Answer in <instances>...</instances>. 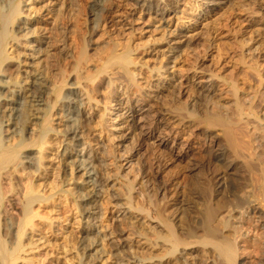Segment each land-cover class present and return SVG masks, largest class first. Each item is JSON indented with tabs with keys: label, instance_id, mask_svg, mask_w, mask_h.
Returning <instances> with one entry per match:
<instances>
[{
	"label": "rangeland",
	"instance_id": "374dc122",
	"mask_svg": "<svg viewBox=\"0 0 264 264\" xmlns=\"http://www.w3.org/2000/svg\"><path fill=\"white\" fill-rule=\"evenodd\" d=\"M11 1L0 0V16L7 14L13 5H17L20 10L18 17L11 24L3 23L0 20V40L1 43L3 42L4 50L8 55V59L0 67V81L5 83V86L2 85L4 83L0 84V97L2 98L1 95H3L8 100L4 113H8L6 110L14 106L11 104L16 101L26 105L25 93L30 86L32 76L34 78L39 75L38 77H42V89L43 95H45V110H43L45 117L36 122L38 123L37 127L36 124H30V119L24 126L35 127L37 131L43 133L47 131L48 134L45 135L44 148L41 147L42 145L37 146L33 143H25L26 145L24 144L23 147L19 145L15 149L16 154L12 158L13 160L11 158L7 160L3 152L7 148L15 146L19 137H10L6 144L3 139L9 132L4 131L5 135L2 134L4 138L0 134V159L1 161L7 160L3 164L4 168L0 171L3 174L1 186L5 193L0 207V256L5 252V249H11L10 247L16 242L18 230L16 227H18V218H20L17 214L24 203V193L27 192L26 186L29 181L34 182V186L38 185L37 191H35L37 195L50 196L55 205L49 202L50 210L47 208L42 210L43 203L33 204V210L40 214L51 211V206H54V211L50 212V214L52 213V221L51 224L45 222L39 226V221L35 219L33 225L37 224L39 228L37 225L36 228H34L35 226L32 227L34 229L27 227L25 237L28 239L25 238L26 241L24 242L25 253L19 254V257L21 255L20 261L18 260L16 264H130L134 260L130 259L133 255L130 254L129 248L135 241L144 240L152 243L153 230L151 232V228L153 229L154 224L158 223L155 212L153 213L155 209L152 202L155 196L159 200V204L161 200V204H158L159 209L164 211L165 209H173L174 206L171 205L175 200L183 199V197L187 200L186 197L190 195L189 201L187 200V205L190 206L191 210H188L190 214L186 213L183 222L180 221L184 224L178 223L179 228L178 224L175 225L177 226L175 228L178 231L180 229L185 231L191 230L189 228L193 226L195 229L192 228V230H195L197 236L201 237L204 235L203 220L201 222V219H204L205 214V206L201 203L202 198L208 196L205 191L200 193V190H203L201 184L204 185V190L210 189L214 187L217 180L224 178L225 182L232 184L238 197L245 195L248 190L242 188L248 183L250 176L245 174L247 172L243 168L242 158L231 156L217 129L199 125L190 133L187 130L189 129L187 125L193 120L192 113L193 115L202 114L209 109L208 102L211 98L216 97L215 100L219 98L221 103L224 102L223 104H225L231 95L230 91H236L238 95L244 97L245 101L250 99L244 104L242 102L245 111L250 109L248 113L250 116L244 111L245 114H242L241 120L238 119L243 121L239 123L240 128L244 130L247 127V131L244 130L247 135H252L251 131H254L253 129L258 125L264 129V100L257 93L259 91L264 92V0H158L160 3L154 0L158 5L157 12H154L155 9L150 12L146 11L142 5L145 0H103L100 9L105 13V8L110 6L111 14H107L109 18L106 21L103 20L104 22H100V20L97 22L95 19L97 26L96 24L93 26L94 21L86 22L87 26L89 24L90 28L92 26L94 28V31L91 30L92 28H87L84 37V41L85 39L86 41L83 46L87 55L84 53L86 58L83 61L86 62L84 61L83 64L82 61L81 66L79 64L75 67L77 70L74 68L72 72L64 76L65 82L61 86L58 96L55 94V90L59 87V81L55 78V71H53L55 70V58L53 56H55V52L57 54L58 51H61L59 54L66 58L69 49L63 47L62 50L59 43L54 42L52 32L56 26L55 11L59 9L61 2L66 0ZM93 1L86 0L85 4L88 10L91 9ZM63 7L65 17L68 13L72 14L76 9L75 6ZM165 7L170 9L161 13ZM99 17L100 15H98V19L102 20ZM16 25L20 26L18 33L16 32ZM5 32L10 33L4 37ZM7 41L9 43H6ZM109 43H113L119 51L122 43H129L134 48L140 49L143 58L141 61L145 63L142 66L144 72L150 71V69H159V72L152 71L147 77L148 88L152 86L148 90L152 102L149 110L151 109L150 114L152 115H146L148 107L140 104L141 106L139 105L137 108L138 111L135 110L132 118H128L125 114L126 102L124 103V101L135 102L136 96L121 97L116 101L115 95H120L121 91L118 90L119 93L113 91V93L111 92L112 96H110V88L105 78L97 87V91H91L93 85L97 84L96 81H99L95 78V68H97L95 61L98 60L97 63L99 64L98 56H102V54L99 55L98 50L103 48L102 51H104V47L105 50L108 49L107 44ZM248 73L250 76L252 75V78L249 77ZM230 76L232 80H230ZM248 78L253 79V81L248 80ZM137 79L142 80V76L137 77ZM71 83H73L71 87L76 88L84 103V117L86 116L88 122L90 121V124L87 122V125L89 124V127L87 126V132L89 131L87 138H84L85 129L81 128V125L78 126L79 128L76 127L79 137L77 140L69 139V130L66 128L68 123L62 117V111L67 105L66 102H62V99L66 101L65 97L71 98L72 94H69L72 92ZM6 86L8 88H5ZM25 88L27 90H24ZM245 89H249L246 91L247 93H244ZM250 90L253 91H251L252 94ZM255 91L256 93H254ZM47 92H49L48 95ZM93 94L92 99L88 98V95ZM231 98L230 101L234 99L235 102L236 98ZM254 106L262 109H257ZM171 107L175 110L173 111ZM175 111L177 114H184L185 117L182 122L172 121L170 116H177L176 113H173ZM151 117L155 118L152 119ZM185 118L187 119L185 120ZM148 128L155 131V137L152 140L145 137ZM1 129L7 130L5 127ZM163 129L164 131L167 130V134H170L162 133ZM262 129L257 127V140L252 141L254 144L259 141L258 145H254L257 148L255 149L250 142L249 147L252 150L249 153L245 151L243 157H250L247 155H251V152L256 155L262 152L261 155L264 157V139L260 134ZM260 135L261 138H259ZM13 137L18 138V141H16L17 139L12 140ZM260 146L263 147L260 148ZM64 148L69 150L70 157L62 154ZM211 148L213 150H210ZM221 149L224 151L223 159L214 162L211 159L212 153L215 154ZM204 151H208L206 152L208 154ZM202 153L207 156L202 157ZM74 155H78V158ZM190 156L194 159H190ZM76 160L84 161L86 168L91 167L89 171L97 176L96 188H90L92 203H88L93 208L90 209L92 214L85 213L87 206L83 196L86 197L89 194L86 191L87 185L84 184L86 181L84 172L75 168L80 164ZM194 163L195 165L198 164V168L194 173L195 176L192 174L191 180H189L191 183L188 182L191 185H186L183 183L186 179L183 176H187L186 173ZM239 164L240 166H238ZM203 167L205 168L203 169ZM235 168H237L238 173H236ZM198 172L200 176L197 175ZM29 177L30 180L27 179ZM193 179L197 181L192 182ZM16 180L17 182L20 180L18 183L21 185L18 186ZM202 181H207L208 184L206 185ZM192 185L201 186V189L199 187L194 188V186L191 189ZM160 187L165 189L164 198H161L159 192L157 193ZM181 195L183 197L179 198ZM191 195H196V197ZM227 198L232 200L229 195ZM150 201H152L151 204ZM228 201H226L227 206L225 205L220 210L219 219L221 220L228 218L229 212L227 211L230 210L231 205ZM198 202L200 203L198 204ZM251 204V207L254 208V210L251 208L253 213L250 211L246 215L244 209H241L242 212L239 209L235 216L236 219L231 220L236 227L238 226L234 239L239 245L240 264H255L260 260L259 258L263 257L258 255H260V250L261 252L264 250L261 249L264 248V240L259 241L258 238L261 239L264 236V205ZM47 224H50V232L46 228ZM240 227L245 230L240 229V232L238 230ZM257 233L259 237H257ZM262 238L264 239V237ZM30 242L35 243L34 246H31ZM195 246L192 248L197 250L199 255L196 254L200 257V259L197 258L199 260L197 262L203 264L201 258L204 254V248H201V245ZM185 249L184 252L191 250V248ZM147 252H144L147 255L144 253L143 256L137 255L141 259H145V255L147 256L142 264H154V262L156 264L154 258L147 259L150 251ZM184 252L181 253L184 254ZM149 257L152 256L149 255ZM2 262L1 256L0 264H3Z\"/></svg>",
	"mask_w": 264,
	"mask_h": 264
},
{
	"label": "bare ground",
	"instance_id": "6f19581e",
	"mask_svg": "<svg viewBox=\"0 0 264 264\" xmlns=\"http://www.w3.org/2000/svg\"><path fill=\"white\" fill-rule=\"evenodd\" d=\"M10 1V0H9ZM13 1V0H12ZM11 1V2H12ZM138 1V0H136ZM143 1V0H142ZM10 2V3H11ZM86 0H77V1H74V0H66V1H62L61 4L59 5V9H56L55 11V22H56V26L53 30V37H54V42H57L59 43V47H62L61 49L63 50V47L67 48L68 47V54L67 56H65L66 58H63L62 57V54H59L60 52L58 50L57 54L56 52L54 53L55 56H53L54 58V61H55V78H57V80L59 81V87L55 90V94L58 96L59 92H60V89H61V86L63 85V83L65 82L64 81V76H66L67 73L69 72H72V69H74L76 66H78L84 58V46H83V43L86 41H84V37H85V33L87 31V28L89 29V24L88 26L86 25V22L90 23L91 21L93 22L94 21V25L96 24L97 26V22H100L101 21H106L109 17H108V13L111 14V9L110 6L109 8H105V13L100 9V6L102 4V2H104L103 0H94L92 2V6H91V9H87L86 8V4H85ZM141 2V1H139ZM158 2V0H157ZM157 2L154 1V0H145V2H143L144 4V9L148 12L150 11H153L154 9V12H157L158 11V5H157ZM9 3V4H10ZM160 3V2H158ZM73 7L75 6L74 8H76L74 10V12H72V14H67V16L65 17V14L62 10V7ZM63 7V8H64ZM143 7V6H142ZM160 7V6H159ZM168 7V6H167ZM103 8V7H102ZM170 9V8H168ZM166 7L164 10L161 11V13H165L166 10H168ZM72 10V8H71ZM70 10V11H71ZM104 10V9H103ZM68 11V12H70ZM19 12L20 10L18 9L17 5H13L10 9V11L3 15V16H0V20L3 22V23H6V24H11L14 22V20H16V18L18 17L19 15ZM146 13V12H145ZM98 15H100L99 18H102L101 19H98ZM95 19L97 22H95ZM103 21V22H104ZM143 23L145 24V21L143 20ZM17 24V23H16ZM4 25V24H3ZM99 25V23H98ZM8 26V25H7ZM92 26V27H93ZM4 27V26H3ZM91 27V28H92ZM90 28V29H91ZM97 28V27H95ZM3 29V28H2ZM6 29V28H5ZM20 29V26L16 25V32ZM22 30V29H21ZM91 30L94 31V28H92ZM4 31V30H3ZM2 31V32H3ZM6 31V30H5ZM10 32L8 33H4V37H6V35H9ZM18 33V32H17ZM88 33V32H87ZM2 34V33H1ZM3 36V35H1ZM3 37V39H4ZM9 37V36H8ZM110 37V36H108ZM2 39V40H3ZM56 39V40H55ZM3 43V42H2ZM1 43V40H0V67L2 66V63H5L6 60L8 59V55L6 54L7 52L4 50V46L3 44ZM6 43H9L8 41ZM105 43V42H104ZM189 43V42H188ZM86 44V43H85ZM112 44V45H111ZM116 44V43H115ZM144 44V43H143ZM187 44V43H185ZM6 45V44H5ZM108 46V49L105 50V47H104V51L103 48L101 50H98L99 48H96L102 56H98L99 58V64L97 63L98 60H96V65H97V68H95V78L99 79V81L93 85V89L91 91H97L96 89H98L97 87L99 85H101V82L103 81L102 79L105 78L107 80V84L109 85V88H110V96H112V93L113 91H117L119 93L118 90H120L121 94L118 95L116 94L115 95V100L117 101V99H121V97H127V96H130V95H135L136 99H135V102H129V100L127 101H124V103L126 104V115L127 117L130 119L132 118V115L134 113V111H138L137 108L139 107L140 104H142V106L144 105L145 107L147 106L148 109L146 111V115H149L150 114V110L149 108H151L152 106V102L150 101V94H148V83H147V77L148 75H150V73L152 71H155L157 72L159 69H150V71H146L144 72L143 71V63H142V54L140 52V49H138L137 47L134 48L132 45H130L129 43H125V44H121V48H120V51L117 50L118 48L113 45V43H109L107 44ZM189 46V44H187ZM186 45V46H187ZM106 46V44H105ZM118 46V47H120ZM142 46V45H141ZM140 46V47H141ZM103 47V46H102ZM188 49V47H187ZM142 51V50H141ZM96 51V53H99ZM143 53V52H142ZM65 54V53H64ZM86 54V53H85ZM66 55V54H65ZM87 55V54H86ZM10 60V58H9ZM142 60V61H141ZM251 60V59H250ZM85 61V60H84ZM84 61L82 62L84 64ZM245 61V60H244ZM86 62V61H85ZM250 62V61H249ZM255 63V61L253 62V64ZM145 64V63H144ZM247 64V63H246ZM251 63V65H253ZM257 64V63H256ZM81 66V64H80ZM95 66V65H94ZM139 66V67H138ZM96 67V66H95ZM251 67V66H250ZM255 67V66H254ZM148 68V67H147ZM248 68V67H247ZM253 68V67H252ZM77 70V68H75ZM146 69V68H145ZM161 69V68H160ZM249 69V68H248ZM256 69V68H255ZM253 70V69H252ZM75 71V70H73ZM159 72V71H158ZM256 72V71H255ZM26 73V72H25ZM24 73V74H25ZM259 73V72H258ZM27 74V73H26ZM243 74V73H242ZM245 74V73H244ZM243 74V75H244ZM249 74V73H248ZM30 75H33V74H30ZM71 75V74H70ZM246 76H248L247 74H245ZM39 75H37V77L35 76L33 78L32 76V80L30 81V86L29 88H25L24 90H27L26 93H25V98H26V105L24 106L23 103L19 102V101H16L14 103H12L11 105H14V106H11L10 109L6 110L8 111V113H4V108H6V105L8 102L7 98H5V96L2 98L0 97V134H4L5 132H9L8 134L6 133L5 135V139L4 142L7 144V142H9V138L12 137V136H17L19 137V141H18V138H12L15 139L16 141H18L16 143L15 146H11V148H7L6 150H4V156L7 157L6 159L8 160L9 158H14V155L16 154V147H18L19 145H22V147L24 146V144H29V143H33L37 146H41L43 147V143L45 144L46 142V137L45 135L48 134L47 131H45V133H43L42 131L39 132L37 131V128L35 127H31V126H28V127H25L24 125L27 124V120L30 119V124L32 123V125H35L36 124V127L38 125V123H36L37 121L39 122L41 120V118H44L45 117V114L43 113V110H45V104H44V96L43 95V85H42V81H41V78L42 77H38ZM54 76V75H53ZM141 77L142 76V80H138L137 77ZM252 76V75H251ZM250 74H249V77H251ZM29 77V76H28ZM231 77V76H230ZM67 78V77H66ZM65 78V79H66ZM73 78V76H72ZM88 78V77H87ZM150 78V77H149ZM227 78V76H226ZM244 78H246L244 76ZM252 78V77H251ZM251 78L248 80H251ZM74 79V78H73ZM96 79V80H97ZM229 79V77H228ZM151 80V79H150ZM149 80V81H150ZM232 80V77L231 79ZM247 80V79H246ZM41 81V82H40ZM55 81V79H54ZM253 81V79L251 80ZM2 83H4V81H0ZM70 82V81H69ZM92 82V80H91ZM151 82V81H150ZM158 82V81H157ZM161 83V82H160ZM55 84V83H54ZM58 84V82H57ZM92 84V83H91ZM104 84V83H103ZM106 84V86H107ZM5 86V83L2 84ZM8 85V84H7ZM157 85H159L157 83ZM23 86V85H22ZM73 86V83L70 84V87ZM156 86V85H155ZM1 87V86H0ZM20 87V86H18ZM108 87V86H107ZM158 87V86H157ZM5 88H8L7 86ZM23 88V87H22ZM72 89V92L69 93V94H72L71 95V98H64V99H67L66 101L62 99V102H66L67 105L66 107L63 109L62 111V117L63 119L68 123V126H66V128L69 130V135H70V140L74 139V140H77L79 139L78 137V132H76V127H78L79 125H81V128H84L85 131H84V138H87L88 137V132H87V128L89 127V122L88 120L84 117V112H83V109H84V103L81 99V96L79 95L78 91L76 90L75 87H71ZM104 88V87H103ZM120 88V89H119ZM156 88V87H155ZM171 88V87H170ZM250 88V87H249ZM255 88V87H254ZM2 89V88H1ZM18 89V88H17ZM100 89V88H99ZM244 89V88H243ZM6 90V89H5ZM9 90V89H8ZM19 90V89H18ZM21 90V89H20ZM23 90V89H22ZM109 90V89H108ZM107 90V91H108ZM172 90V89H171ZM239 90V89H238ZM249 90V89H245L244 93ZM253 90V89H252ZM252 90H250V93L252 94ZM157 91V90H156ZM229 91V90H228ZM241 91V89H240ZM252 91V92H251ZM257 91V89H256ZM256 91L254 93H256ZM259 91V89H258ZM262 91V90H261ZM13 92V91H12ZM23 92V91H22ZM46 92V91H45ZM112 92V93H111ZM215 92V91H214ZM225 92H227L225 90ZM10 93H11V90H10ZM18 93V92H17ZM89 93H92V92H89ZM97 93V92H96ZM108 93V92H107ZM154 93V92H153ZM174 93V92H173ZM239 93V92H238ZM241 93V92H240ZM247 93V92H246ZM249 93V94H250ZM260 94V97H262V100H264V92H257ZM262 93V94H261ZM45 94V93H44ZM49 94V92H47V95ZM172 94V93H171ZM229 94V93H228ZM231 94V95H230ZM230 97H235L236 100L234 102V99L233 100V103L231 104V101H230V97H228V101L223 104L224 102L221 103V101L218 99L215 100V98H211L210 101L208 102L209 103V109L207 107L208 110H206L204 113L200 114L198 113L197 115H193L192 113V118L193 120L190 122V124L187 125V127L189 129V132L192 133L194 128L196 129V126H199V125H203L205 126V128H215L217 129L219 132L218 134L222 136L223 140H224V143H225V146H226V149L231 153V156L232 157H235V158H242V164H243V168L246 170L247 173H244L245 174H249L250 176V180H248V183L245 185V187H243L242 189L246 188V190H248L247 192H245V195L242 196V197H238L234 191V187H232V184H229L227 183V181L225 182V179H220V180H217L215 182V185L213 188H208V189H205V187H203L204 185L201 184L203 190H200V193L201 191H205V193L208 195V196H203L205 197L204 199L202 198V203L201 205H204L205 206V214H204V219H201V222L203 220V223H202V230H204V235L199 237L197 236L196 234V231L195 230H192V228H189L191 230H185L184 229H180L179 231L175 228L177 226L178 223L181 224L183 221V219L185 218V215L186 213L187 214H190L188 210H190V206L187 205L188 204V201H189V197L190 195H188L189 197H186L188 198L187 200H185V198L181 195V197L179 198H182L183 199H180V200H175L173 202V204L171 206H174L173 209L169 210V209H165L164 211L160 210L158 206V202L159 200L156 198L153 199L154 201H150V204L151 202L153 203L154 205V211L153 213L155 212V217H156V220H158V223H155L154 226H153V229L151 228V232H152V243H148V242H145L144 240H138V241H135L132 246L129 248V252L130 254L132 253V257L130 259H133L134 261L130 264H142V261L144 262L145 259H146V253H148L147 251H150V253L148 254V258L147 259H152L154 258L153 260L156 261V264H199L197 261H199L198 259H200L199 256H197V250L196 249H193L195 245H201L202 247L201 248H204V254L202 256V262L203 264H240L239 263V248L234 239L236 233H237V227L235 226V224L232 223L231 220H233L234 218L236 219V214H237V211L240 209H244V213H250L251 208V203H254V204H257L260 206L264 205V157L260 154L257 153V155L254 153L252 154V152L250 153L251 155H247V156H250V157H243V154H245V151L249 153L251 149V147H249V144L250 142L252 143V146L254 147L255 144H257L258 142H256L255 144L253 142H255V139L257 138V127H259V129L261 128L262 129V126L260 127L259 125L257 126V124L255 125V129H253L254 131H251L252 132V135H247L244 130L247 129H244L242 130L243 128H240L239 126V123L240 122H243V121H239L238 119L241 120V116L242 114L245 112H247L246 114L249 113V108H248V111H245V107L243 106L244 102L246 103L247 100H250V99H247L248 96H247V100L245 101L243 98L242 95H238L236 91L234 92H231L230 91ZM248 94V95H249ZM5 95V94H4ZM12 95V94H11ZM10 95V97H11ZM108 95V94H106ZM114 95V94H113ZM126 95V96H125ZM152 95V94H151ZM215 95V94H214ZM226 95V94H225ZM227 95V96H229ZM245 96V94H243ZM256 95V94H255ZM66 96V95H65ZM91 96V97H90ZM226 96V97H227ZM259 96V95H258ZM15 97V96H14ZM13 97V98H14ZM24 97V96H23ZM47 97V96H46ZM52 97V96H51ZM94 97V94L93 95H88V98H91ZM109 97V95H108ZM155 97V96H154ZM218 97V96H217ZM250 97V96H249ZM9 98V96H8ZM12 98V97H11ZM10 98V99H11ZM114 98V97H113ZM128 98V97H127ZM126 98V99H127ZM221 98V97H220ZM256 99V97H254ZM21 99V98H20ZM59 99V98H58ZM123 99V98H122ZM131 99V98H130ZM260 99V98H259ZM24 100V99H23ZM46 100V99H45ZM94 100V99H93ZM209 100V99H208ZM171 101V100H170ZM258 101V100H257ZM13 102V101H12ZM25 102V101H24ZM47 102V100H46ZM58 102V100H57ZM243 102V104H242ZM249 102V101H248ZM259 102V101H258ZM117 103V102H116ZM172 103V102H171ZM261 104L263 102H260ZM259 103V105H260ZM170 104V103H168ZM9 105V104H8ZM119 105V104H118ZM138 105V106H137ZM173 105V104H171ZM247 105V104H246ZM245 105V106H246ZM141 106V105H140ZM166 106V105H165ZM249 106V105H248ZM257 106V105H255ZM254 106V107H255ZM264 106V105H263ZM8 107V106H7ZM252 107V106H251ZM44 108V109H43ZM167 108V107H166ZM202 108V107H201ZM204 108V107H203ZM257 108V107H255ZM260 108V107H258ZM257 108V109H258ZM143 109V108H141ZM140 109V110H141ZM172 109V107H171ZM178 109V108H177ZM199 109V108H198ZM206 109V108H205ZM262 109V108H260ZM157 110V109H156ZM155 110V111H156ZM167 110V109H166ZM173 110V109H172ZM175 110V109H174ZM173 110V111H174ZM253 110V108H252ZM170 111V110H169ZM245 111V112H244ZM256 111V109H255ZM45 112V111H44ZM165 112V111H164ZM203 112V110H202ZM257 112V111H256ZM154 113V112H153ZM156 113V112H155ZM160 113V112H159ZM170 113V112H169ZM173 113H176L173 112ZM263 113V111H262ZM172 114V113H171ZM152 115V114H150ZM174 115V114H172ZM177 116H170L171 119H173L172 121H183V118L185 116L181 115V114H177ZM250 116V114H248ZM247 115V116H248ZM190 116V115H189ZM148 118V116H147ZM152 118V117H151ZM155 118V117H154ZM152 118V119H154ZM103 119V118H102ZM150 119V117H149ZM167 119V118H166ZM170 119V118H169ZM187 118H185L186 120ZM158 120V119H157ZM168 120V119H167ZM244 120V119H243ZM168 121H171V120H168ZM251 121V120H250ZM87 122L89 123L87 125ZM151 122V120H150ZM161 122V121H160ZM246 123V122H244ZM249 123V122H248ZM148 124V123H147ZM162 124V123H161ZM164 124V123H163ZM176 124V123H175ZM243 124V123H242ZM151 125V123H150ZM149 125V126H150ZM160 125V124H159ZM241 125V124H240ZM246 125V124H245ZM88 126V127H87ZM243 126V125H241ZM254 126V125H253ZM4 128L5 129L7 128V130H2L1 128ZM156 127V126H155ZM163 127V126H162ZM186 127V128H187ZM46 128V127H45ZM79 128V127H78ZM80 128V129H81ZM202 128V127H201ZM264 128V127H263ZM157 129V128H156ZM167 129V127H166ZM215 129H212V130H215ZM249 129V128H248ZM168 130V129H167ZM166 130V131H167ZM5 131V132H4ZM50 131V130H49ZM164 131L163 129V132L162 133H165L166 135H169L170 133L167 134V132ZM202 131V130H201ZM206 131V130H205ZM205 131H203L205 133ZM216 131V130H215ZM247 131V130H246ZM47 132V133H46ZM250 132V133H251ZM83 133V132H82ZM154 133L155 131L153 129H147L146 133H145V137L149 140H152L155 136H154ZM188 133V132H187ZM203 133V134H204ZM249 133V134H250ZM189 134V133H188ZM200 134V133H199ZM260 134L262 135L263 139H264V129L260 130ZM68 135V136H69ZM190 135V134H189ZM261 135L259 136V138H261ZM187 136V135H186ZM205 136V135H204ZM202 136V137H204ZM3 137V135H2ZM4 138V137H3ZM202 139V138H201ZM205 139V138H204ZM207 139V138H206ZM11 140V139H10ZM222 140V139H221ZM247 140V141H246ZM257 140V139H256ZM262 140V139H261ZM48 141V140H47ZM253 141V142H252ZM13 142V141H12ZM48 143V142H47ZM204 143V142H203ZM223 143V144H224ZM5 144V145H6ZM11 144V143H10ZM25 144V145H26ZM206 144V143H205ZM209 144V143H207ZM260 144V143H259ZM251 145V144H250ZM258 145V144H257ZM263 145V144H262ZM8 146V145H7ZM224 146V145H223ZM256 146V145H255ZM206 147V146H205ZM211 147V146H210ZM263 146H260V148H262ZM5 148V146H4ZM44 148V147H43ZM41 148V149H43ZM202 148V147H201ZM200 148V149H201ZM222 148V147H221ZM255 148V147H254ZM257 148V147H256ZM255 148V149H256ZM264 148V147H263ZM18 149V148H17ZM209 149V148H208ZM22 150V148H21ZM39 150V149H38ZM204 150V148H203ZM210 150H213L212 148ZM209 150V151H210ZM258 150V149H257ZM264 150V149H263ZM40 151V150H39ZM44 151V149H43ZM226 151V150H225ZM199 152V150H198ZM205 152V151H204ZM208 152V151H206ZM205 152V153H206ZM215 152V151H214ZM228 152V153H229ZM255 152V150H254ZM257 152V151H256ZM38 153V152H37ZM42 153V152H40ZM211 153V152H210ZM229 153V154H230ZM43 154V153H42ZM63 155L66 154L68 155V157L71 156V153L69 152V150H67L66 148H64V151L62 153ZM200 154V153H199ZM203 154V153H202ZM208 154V153H206ZM247 154V153H246ZM264 154V153H263ZM195 155V154H194ZM193 155V157H194ZM205 154L202 155V157H204ZM213 155V156H212ZM211 155V159L215 161H221L223 159V156H224V151L221 149L219 150L218 152H216L215 154L212 153ZM256 155V156H254ZM41 156V155H40ZM43 156V155H42ZM187 156V154H186ZM198 156V155H197ZM196 156V158H197ZM200 158H201V155H199ZM207 156V155H205ZM230 156V157H231ZM2 157V156H1ZM26 157V156H25ZM74 157L78 158V155H74ZM231 157V158H232ZM19 158V157H18ZM28 158V157H27ZM42 158V157H41ZM44 158V157H43ZM192 157L190 156V159ZM209 158V156H208ZM207 158V159H208ZM3 159V157H2ZM194 159V158H192ZM202 159V158H201ZM205 159V158H204ZM234 159V158H233ZM7 160L4 159V161L0 159V171L4 168L3 164L7 162ZM13 160V159H12ZM197 160V159H196ZM195 160V162H196ZM231 160V159H230ZM27 161V160H26ZM30 161V160H29ZM28 161V163H29ZM77 161V160H76ZM190 161V160H189ZM188 161V163H189ZM201 161V160H200ZM209 161V159H208ZM234 161V160H232ZM72 162V161H71ZM70 162V163H71ZM74 162V160H73ZM77 162H80V164L78 166H76L75 168H78L79 170H82L84 173V176L86 178V181H85V185H87V188H86V191L89 195H86L83 196L84 199V202L86 203L85 206L86 209H85V213L87 214H92L90 213V209H93L92 207H90L91 205H88V203H92V200H91V196L90 193V188H96V178L97 176H95V173L93 172H90L89 171V168H86L85 166V162L82 161V160H78ZM187 162V161H186ZM205 162V161H204ZM11 163V162H10ZM191 163V162H190ZM193 163V161H192ZM197 163V162H196ZM199 163V162H198ZM228 163V162H227ZM226 163V165H227ZM230 163V162H229ZM73 164V163H72ZM151 164V163H150ZM207 164V162H206ZM241 164V163H240ZM240 164L238 166H240ZM6 165V164H5ZM14 165V164H13ZM39 165V164H38ZM63 165V164H62ZM75 165V164H74ZM189 165V164H188ZM198 165V164H197ZM194 165L193 166H190L189 168V171L186 175H184L183 177L186 178L185 179V182L183 181V183H185L186 185L189 183H191V180L190 178L192 177V174L195 173V171L197 170L198 166ZM202 165V164H201ZM204 165V163H203ZM236 165V164H235ZM88 166V165H87ZM207 166V165H206ZM153 167V166H152ZM186 167V166H185ZM229 167V166H228ZM235 167V166H234ZM233 167V168H234ZM16 168V167H15ZM74 168V166H73ZM205 167H203L204 169ZM207 168V167H206ZM238 168V167H237ZM237 168H235L237 170ZM242 168V167H240ZM239 168V169H240ZM243 169V170H244ZM188 170V169H187ZM200 170V169H199ZM241 170V169H240ZM202 171V169H201ZM6 172V171H5ZM79 172V171H77ZM204 172V171H202ZM243 172V171H241ZM8 173V172H6ZM238 173V170L237 172ZM10 174V173H9ZM31 174V173H30ZM197 174V173H196ZM198 176L199 175V172L197 174ZM3 176V174L0 173V207H1V202L3 200V197H4V191H3V187L1 186V177ZM9 176V175H8ZM163 176V175H162ZM186 176V177H185ZM195 176V174H194ZM193 176V177H194ZM197 176V177H198ZM202 176V174H201ZM248 177V175H246ZM245 176V177H246ZM9 178V177H8ZM200 178V177H198ZM204 178V177H203ZM14 179V178H12ZM17 179V178H16ZM27 179H31L30 177L27 178ZM202 179V178H201ZM247 179V178H246ZM15 180V179H14ZM18 180V179H17ZM16 180V184L18 182H20V180L17 182ZM193 181H197L196 179L192 180ZM201 181V180H200ZM194 182V184H195ZM207 181L203 182L202 183H206ZM232 182V181H231ZM201 183V182H200ZM161 184V183H160ZM197 184V183H196ZM208 183H206L207 185ZM238 184V183H237ZM21 185L18 183V186ZM26 185V184H24ZM188 185H191V184H188ZM38 186V185H37ZM37 186H34V182L32 183L31 181L28 182V185L26 186V190L27 192L24 193V203L19 211V213L17 214L18 217V220L19 222L17 223L18 224V227H16L18 230H17V235H16V242L13 243V245L10 243V245L14 246V247H10L11 249L9 250H4L5 252L2 253V258H3V264H16V262L19 260L20 261V257H19V254L22 252V253H25L24 251V242L26 241L25 240V232H26V229L27 227H34L36 228L37 226L36 225H33L34 224V220H38L39 221V226L45 224V222H51L52 221V217H51V214L50 212H53L54 211V206L52 207L51 206V211H45V213H42L40 214L39 212L37 211H34L33 210V204L34 203H43L44 205L43 206V209L42 210H45L46 208L49 209V202H51L50 204H53L55 205V202L53 200V198H51L50 196H39L37 195V193H35V191H37ZM162 186V185H161ZM185 186V185H184ZM193 186L194 188H197L195 187L196 185H192L191 189H193ZM200 186V187H201ZM199 187V188H200ZM210 187V186H209ZM212 187V186H211ZM241 187V186H240ZM248 188V189H247ZM250 188V189H249ZM25 189V187H24ZM36 189V190H35ZM158 189V188H157ZM167 189V188H166ZM201 189V188H200ZM25 190V191H26ZM195 190V189H194ZM241 190V189H240ZM245 190V189H244ZM192 191V190H190ZM199 191V190H198ZM159 192V194L161 195V198H164V194L165 193V189L164 188H161L157 190V193ZM240 193V191H239ZM195 194V193H194ZM241 194V193H240ZM49 195V194H47ZM83 195V194H81ZM197 195V193H196ZM193 196V197H196ZM229 195V197H232V200L230 201L229 198H227ZM243 195V194H242ZM187 196V195H186ZM202 196V195H201ZM240 196V195H239ZM154 197V196H153ZM200 197V196H199ZM150 199V200H152ZM191 199V198H190ZM230 201V210L227 211L229 212L228 213V218L227 219H219V213H220V210L223 209L225 207V205L227 206V203L226 201L228 200ZM192 200V199H191ZM197 200H199L197 198ZM196 201V200H195ZM228 201V202H229ZM187 202V203H186ZM177 203V204H176ZM200 202H198L199 204ZM160 204H161V200H160ZM159 204V205H160ZM175 204V205H174ZM251 204V205H250ZM47 205V206H46ZM41 206V207H42ZM164 207V206H163ZM36 210V209H35ZM41 210V211H42ZM50 210V209H49ZM53 210V211H52ZM195 210V209H193ZM254 210V208H253ZM191 211V210H190ZM239 211V212H240ZM242 212V211H241ZM171 213V214H170ZM253 213V211H252ZM1 214V213H0ZM239 214V213H238ZM243 214V213H242ZM245 215V214H244ZM238 216V215H237ZM240 216V214H239ZM188 217V216H187ZM247 217V216H246ZM245 217V218H246ZM191 218V217H190ZM224 218V217H223ZM243 218V216H242ZM238 220V219H237ZM180 221H182L180 223ZM15 222V221H14ZM193 222V221H192ZM197 222V221H196ZM3 224V223H2ZM5 224V223H4ZM51 224V223H50ZM50 224H47V227L48 228V231L50 232L51 228H50ZM179 224H178V228H179ZM184 224V223H182ZM49 225V226H48ZM186 225V224H185ZM3 226V225H2ZM17 226V225H16ZM39 226L37 228H39ZM163 228H162V227ZM181 226V225H180ZM184 226V225H183ZM182 227V226H181ZM180 227V228H181ZM244 227V226H243ZM32 228V229H34ZM183 228V227H182ZM4 229H5V226H4ZM41 229V228H40ZM187 229V228H186ZM195 229V228H193ZM240 229H243L245 230L244 228H238V230L240 231ZM251 229V228H250ZM2 231V230H1ZM47 231V232H48ZM248 231V229H247ZM264 231V230H263ZM48 232V233H49ZM241 232V231H240ZM245 232V231H243ZM249 232V231H248ZM247 232V233H248ZM251 232V231H250ZM27 233V232H26ZM30 233V232H29ZM28 233V234H29ZM255 233V232H254ZM14 234V233H13ZM239 234V233H238ZM243 234V233H242ZM250 234V233H249ZM27 235V234H26ZM241 235V234H240ZM248 236V234H246ZM258 235V233H257ZM262 236V235H261ZM260 236V237H261ZM239 237V235H238ZM246 237V236H245ZM259 237V235L257 236ZM264 237V236H262ZM261 237L258 238L259 241L260 240H264L263 238ZM13 238V237H12ZM150 238V236H149ZM237 238V236H236ZM241 238V236H240ZM254 238V237H253ZM14 239V238H13ZM28 239V238H26ZM256 239V240H258ZM11 240V239H10ZM150 240V239H149ZM238 240V239H237ZM249 240V239H248ZM261 241V242H262ZM9 242V241H8ZM28 242V240H27ZM242 242V241H241ZM256 242V241H255ZM258 242V241H257ZM31 243V242H30ZM33 243V242H32ZM31 243V246L34 244ZM2 244V243H1ZM26 244V243H25ZM259 244V243H258ZM260 246V245H259ZM30 247V246H29ZM36 247V246H35ZM193 247V248H192ZM196 247V246H195ZM200 247V246H199ZM261 247V246H260ZM4 248H6L4 246ZM9 248V247H8ZM185 248H191V250L189 252H184L186 249ZM182 251H181V250ZM199 249V248H198ZM262 250L264 248H261ZM146 253H144V252ZM184 252V254H182L181 252ZM145 255V259H140L137 257V255L139 256H143L144 254ZM197 253V254H196ZM241 253V252H240ZM262 253V254H261ZM196 254V255H195ZM152 256V257H149ZM199 255V254H198ZM261 255L263 257H261ZM0 256V257H1ZM241 256V255H240ZM255 256V255H254ZM260 260L255 263V264H264V250L261 252L260 250V255H258ZM199 257V258H198ZM198 258V259H197ZM152 260V261H153ZM189 262H188V261ZM128 261V260H127ZM131 261V260H130ZM242 262V261H241ZM155 264V262H154ZM254 264V263H253Z\"/></svg>",
	"mask_w": 264,
	"mask_h": 264
}]
</instances>
